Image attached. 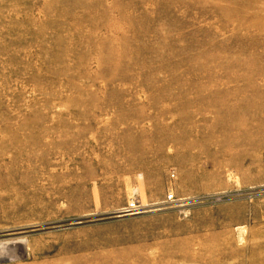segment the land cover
Returning a JSON list of instances; mask_svg holds the SVG:
<instances>
[{"label": "rangeland", "instance_id": "rangeland-1", "mask_svg": "<svg viewBox=\"0 0 264 264\" xmlns=\"http://www.w3.org/2000/svg\"><path fill=\"white\" fill-rule=\"evenodd\" d=\"M261 92L264 0H0V264H264Z\"/></svg>", "mask_w": 264, "mask_h": 264}, {"label": "bare ground", "instance_id": "bare-ground-1", "mask_svg": "<svg viewBox=\"0 0 264 264\" xmlns=\"http://www.w3.org/2000/svg\"><path fill=\"white\" fill-rule=\"evenodd\" d=\"M261 93H262L261 96H264L263 92H261ZM253 108L255 111L258 110L260 112H264V103H262L261 101H253V102L248 103V104L233 105L231 107V112H232L231 114H233V113L236 114L238 112L240 113V111H249V110H252ZM257 120H260V118H258L257 116H252L250 118L249 123L246 124V126H245L246 128H242L243 130L241 129L242 133L239 135L241 142H240V144H238L239 146L243 145V147L250 148L252 145L256 144L257 138L255 136H256V134L261 133V131H262L261 128L252 125V123L254 121H257ZM243 123L244 122H242L241 120H238V117H234V119L232 121H230V125L227 123L226 124L228 126L239 128L241 126L240 124H243ZM3 258H4V255H0V260Z\"/></svg>", "mask_w": 264, "mask_h": 264}, {"label": "built area", "instance_id": "built-area-1", "mask_svg": "<svg viewBox=\"0 0 264 264\" xmlns=\"http://www.w3.org/2000/svg\"><path fill=\"white\" fill-rule=\"evenodd\" d=\"M176 200L173 193L168 194L165 197V202L173 203ZM146 205L142 202L139 196L133 197L130 202L121 210L123 214H139L144 212Z\"/></svg>", "mask_w": 264, "mask_h": 264}]
</instances>
